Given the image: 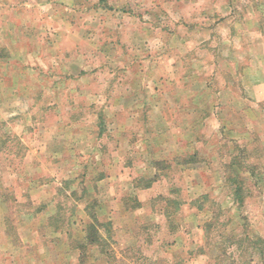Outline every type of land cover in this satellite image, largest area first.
<instances>
[{
  "label": "rangeland",
  "instance_id": "obj_1",
  "mask_svg": "<svg viewBox=\"0 0 264 264\" xmlns=\"http://www.w3.org/2000/svg\"><path fill=\"white\" fill-rule=\"evenodd\" d=\"M80 250L264 264V0H0V264Z\"/></svg>",
  "mask_w": 264,
  "mask_h": 264
},
{
  "label": "trees",
  "instance_id": "obj_2",
  "mask_svg": "<svg viewBox=\"0 0 264 264\" xmlns=\"http://www.w3.org/2000/svg\"><path fill=\"white\" fill-rule=\"evenodd\" d=\"M236 190V192L235 193H237V192H239L240 193V191H241V186L240 185H237V187L235 188ZM93 217V216H92ZM93 225L92 224H90L89 225V230L91 229H93ZM87 239H89V243L90 244H92V243H94L97 239H99L98 237H96L95 239H94V237H88L87 236ZM95 240V241H94ZM100 241V240H99ZM88 244V243H87ZM83 246H86V244H84ZM76 264H94V263H88V262H86V259L84 258V255H83V252H81V250H80V253H79V257H78V261H77V263Z\"/></svg>",
  "mask_w": 264,
  "mask_h": 264
}]
</instances>
